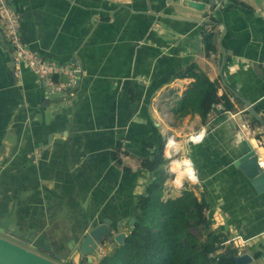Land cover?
<instances>
[{"label":"crops","instance_id":"1","mask_svg":"<svg viewBox=\"0 0 264 264\" xmlns=\"http://www.w3.org/2000/svg\"><path fill=\"white\" fill-rule=\"evenodd\" d=\"M198 1L201 11L179 0H7L22 40L80 73L72 98H47L28 70L14 76L0 31L1 236L58 262L77 255L68 244L90 225L130 217L150 178L141 159L172 135L185 157L193 153L199 179L190 187L206 191L209 218L241 222V252L264 264V192L233 165L253 138L264 139L258 126L239 127L249 121L240 99L264 121V0ZM202 32L211 34L213 56ZM191 63L218 84L234 116L214 105L204 123L196 113L177 116L193 82L177 74ZM200 127L202 140L186 142ZM165 186L175 190L167 198L180 195L171 181Z\"/></svg>","mask_w":264,"mask_h":264},{"label":"trees","instance_id":"2","mask_svg":"<svg viewBox=\"0 0 264 264\" xmlns=\"http://www.w3.org/2000/svg\"><path fill=\"white\" fill-rule=\"evenodd\" d=\"M201 42L205 54H210L213 51L211 34L202 32ZM177 76L193 78L175 110L178 117L192 112L204 123L215 104H220L224 111L234 110L226 94H216V82L209 81L195 64L187 65ZM249 122L258 126L251 117ZM162 143L153 159L144 157L140 161L150 178L135 199L133 222L122 244H109L110 250L93 264H234L231 256L237 249L230 243L231 228L209 229L212 221L205 214L209 210V199L204 189L185 186L179 196L161 199L167 178L162 169L165 163ZM259 256L253 253V258ZM80 264L86 262L83 260Z\"/></svg>","mask_w":264,"mask_h":264},{"label":"built area","instance_id":"3","mask_svg":"<svg viewBox=\"0 0 264 264\" xmlns=\"http://www.w3.org/2000/svg\"><path fill=\"white\" fill-rule=\"evenodd\" d=\"M0 31L3 36V39L5 40L10 49L11 63L13 68V74L15 77H18L20 75L21 69L24 68L33 75V77L35 78L36 85L43 91L44 95L47 98L68 100L74 96L73 89L76 83V78L80 73V70L72 63H57L45 59L42 56L36 54L29 47V45L22 40L19 31V15L9 6L7 0H0ZM209 55L213 56V54L211 53ZM216 85L218 87L217 83ZM214 106L223 110L220 104H215ZM224 112H227V114H229L230 116H234L231 111ZM242 112H244V109L242 110ZM249 126L250 123L247 118H243L242 122L239 123V127L243 129H248ZM258 129L261 131L263 130L259 126ZM201 133H203L204 136L205 133L203 127H200L197 131L193 133L187 134L185 136V141L193 144L198 143L194 142V138L199 136ZM170 136L173 137L172 135ZM252 142L253 146L251 147V149L256 157L257 167L261 171H264V157L260 156L259 154V149L264 151V139L260 137H255L253 138ZM180 148V150H183V147L181 145ZM180 156L182 155L180 154ZM186 158L188 159V157ZM189 166H191L190 161ZM168 173L174 176L173 173L170 172L169 168ZM172 184L175 186L173 182ZM191 184L194 183H190L188 180L183 179L181 189H183L185 186L190 187ZM102 245L104 246V243H96L95 251H103L104 247L102 248ZM104 254L105 253L103 251L100 256Z\"/></svg>","mask_w":264,"mask_h":264},{"label":"water","instance_id":"4","mask_svg":"<svg viewBox=\"0 0 264 264\" xmlns=\"http://www.w3.org/2000/svg\"><path fill=\"white\" fill-rule=\"evenodd\" d=\"M182 7L191 8L197 11H201L205 8L204 1L198 0H179ZM218 3V2H217ZM203 25L208 20L201 21ZM222 29L223 26L221 25ZM226 59V56L222 55V61ZM243 103L244 111L247 115L254 119L256 124L264 130V121L259 116L255 109V104L250 103L247 100L240 99ZM181 155L185 156V150L181 151ZM153 158V157H150ZM244 176L249 179L250 185L256 193L264 192V171H261L256 164V157L253 154L251 146H248V150L239 156L233 163ZM133 222V218L129 219V224ZM120 223L112 224L107 218H103L100 223L96 225H90L85 231L83 237L78 241H70V244L74 246V251L77 254V264L81 261H85L86 264L92 262L91 253L95 251L96 243H115L117 245L122 244V240L126 236L123 231L119 230ZM57 258L58 257H54ZM234 264H249L252 260L248 253H236L231 256ZM0 264H59L55 260L40 255L26 248L25 246L11 241L0 235Z\"/></svg>","mask_w":264,"mask_h":264},{"label":"rangeland","instance_id":"5","mask_svg":"<svg viewBox=\"0 0 264 264\" xmlns=\"http://www.w3.org/2000/svg\"><path fill=\"white\" fill-rule=\"evenodd\" d=\"M261 1V0H260ZM252 2H256L257 4H259V0H252ZM178 140V139H177ZM188 148V147H187ZM186 148V149H187ZM162 155H163V152H162ZM186 155L189 157L190 161L192 162V164L194 163V157H193V153L191 151H187L186 152ZM164 157V156H163ZM178 157V155H177ZM168 160L166 159L165 160V163L163 164L162 166V169H163V172H166L167 173V178L165 177V183L163 184L162 186V195H161V199H166L167 197H173V195L175 194V190L172 188V186H169L166 187L165 185L168 183V181H171L173 176L172 174L168 173ZM193 166L195 167V165L193 164ZM145 187V185H144ZM191 187H194V186H191ZM178 193V192H176ZM134 207H135V201H134ZM135 209L133 210L132 214L130 215V217L123 223L122 226L119 227V230L123 228V231L126 235V230L128 229L129 226V219L130 218H133V215L135 214ZM206 215H209L207 214V212L205 213ZM226 217L224 219H221L220 221L218 219H212L209 223V229H213L215 227H219L220 229H224L225 227H230L231 230L229 232V237H230V243L233 247H236L237 249V253H241V222L240 223H230L229 222V216H227V213H225ZM192 232L194 234H196L195 231L192 230ZM102 248L104 247V253H107L109 250H110V245L109 244H105L104 243V246L102 245L101 246ZM102 250L99 251H93L91 253V256H92V262L90 264H93L95 263V261L98 259V257L100 256V254L103 252ZM51 259L55 260L56 262H58V259L57 258H54V257H50ZM77 258L78 256L75 255V256H67L66 259L65 258H62L60 260V262H58L59 264H77Z\"/></svg>","mask_w":264,"mask_h":264},{"label":"bare ground","instance_id":"6","mask_svg":"<svg viewBox=\"0 0 264 264\" xmlns=\"http://www.w3.org/2000/svg\"><path fill=\"white\" fill-rule=\"evenodd\" d=\"M180 149V143L173 137L168 136L166 138L163 153L168 160V168L174 175L172 178L173 183L174 180L181 177L185 173V169L189 167V160L185 156H180L182 151ZM184 179L187 180V177L184 176Z\"/></svg>","mask_w":264,"mask_h":264},{"label":"clouds","instance_id":"7","mask_svg":"<svg viewBox=\"0 0 264 264\" xmlns=\"http://www.w3.org/2000/svg\"><path fill=\"white\" fill-rule=\"evenodd\" d=\"M202 138H203V133H201L199 136L195 137L194 142H199ZM184 176L187 177V180L190 183H197L198 179H199L198 173L195 170V167L189 166L185 169V173L181 177H178L176 180H174V184H175L177 189L182 187Z\"/></svg>","mask_w":264,"mask_h":264},{"label":"flooded vegetation","instance_id":"8","mask_svg":"<svg viewBox=\"0 0 264 264\" xmlns=\"http://www.w3.org/2000/svg\"><path fill=\"white\" fill-rule=\"evenodd\" d=\"M105 244H106V242H105Z\"/></svg>","mask_w":264,"mask_h":264}]
</instances>
